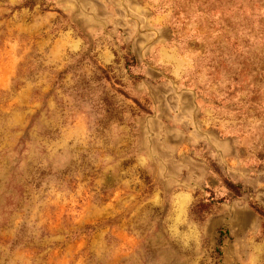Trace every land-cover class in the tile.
<instances>
[{
	"label": "rangeland",
	"instance_id": "rangeland-1",
	"mask_svg": "<svg viewBox=\"0 0 264 264\" xmlns=\"http://www.w3.org/2000/svg\"><path fill=\"white\" fill-rule=\"evenodd\" d=\"M0 264H264V0H0Z\"/></svg>",
	"mask_w": 264,
	"mask_h": 264
}]
</instances>
